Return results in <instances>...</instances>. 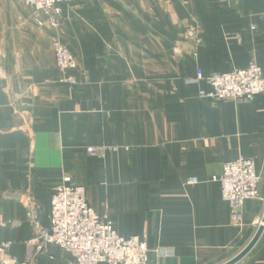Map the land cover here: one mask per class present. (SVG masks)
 <instances>
[{"label": "crops", "instance_id": "crops-1", "mask_svg": "<svg viewBox=\"0 0 264 264\" xmlns=\"http://www.w3.org/2000/svg\"><path fill=\"white\" fill-rule=\"evenodd\" d=\"M65 24L20 0H0V241L31 264H77L59 245L36 252V229L20 199L30 194L50 227L55 189L85 188L125 238L147 243L148 264H222L255 235L264 200H247L244 225L212 178L226 161L252 158L264 197V94L205 97L196 77L258 64L264 74V0H72ZM198 28L197 44L189 31ZM74 55L75 83L63 81L52 38ZM177 49L179 51H177ZM31 128L16 117L22 93ZM116 146L104 157L90 146ZM197 177L198 183H189ZM166 249L162 256L157 250ZM106 264V263H102ZM236 264H264V233Z\"/></svg>", "mask_w": 264, "mask_h": 264}, {"label": "built area", "instance_id": "built-area-1", "mask_svg": "<svg viewBox=\"0 0 264 264\" xmlns=\"http://www.w3.org/2000/svg\"><path fill=\"white\" fill-rule=\"evenodd\" d=\"M20 1L46 14L45 21H38L40 26L47 25L61 30L65 24V16L60 4L70 3L72 0ZM190 34L197 44L202 41L199 29H193ZM52 49L56 64L63 74V81L75 83L76 79L70 71L77 67V62L70 49L58 37L52 38ZM2 77L3 74H0V79ZM187 81L195 84L206 81L212 90H201L200 94L205 97L250 100L258 94H264V74L256 63L209 76L203 75L199 69L197 76ZM31 88L32 85L22 93L11 95L13 99L10 100L14 115L22 119L28 129L31 128L32 117L24 115L27 111H23V98ZM116 150L118 147L107 145L86 148L88 155L97 157H104L107 151ZM212 179L220 184L222 197L230 205L231 221L235 224L244 225L243 207L247 200H264L260 190L262 177L252 158L240 155L234 160L226 161L222 173ZM68 181L67 178L65 183L55 189L50 227L40 225L35 202L30 194L20 198L29 209L28 217L36 229L35 236L29 241L31 247L40 253L49 244L59 245L75 257L77 264H148L150 249L146 241L139 236H120L109 216L100 215L89 205L85 188ZM188 182L195 184L199 179L192 177ZM9 247L10 242L0 241V264H31L34 255H29L25 262L17 263L7 256ZM157 252L162 256L169 255L166 249H158Z\"/></svg>", "mask_w": 264, "mask_h": 264}, {"label": "water", "instance_id": "water-1", "mask_svg": "<svg viewBox=\"0 0 264 264\" xmlns=\"http://www.w3.org/2000/svg\"><path fill=\"white\" fill-rule=\"evenodd\" d=\"M263 233H264V215L262 217L261 224L259 225L255 235L250 240V242L235 257H233L232 259L222 264H236L237 262H239L243 257H245L254 248V246L259 241Z\"/></svg>", "mask_w": 264, "mask_h": 264}, {"label": "rangeland", "instance_id": "rangeland-1", "mask_svg": "<svg viewBox=\"0 0 264 264\" xmlns=\"http://www.w3.org/2000/svg\"><path fill=\"white\" fill-rule=\"evenodd\" d=\"M195 29H198V28H195ZM191 31H193V30H191ZM191 31H189V32H191ZM200 32V31H199ZM262 222V221H261ZM261 222H260V224H261ZM150 262V261H149Z\"/></svg>", "mask_w": 264, "mask_h": 264}]
</instances>
